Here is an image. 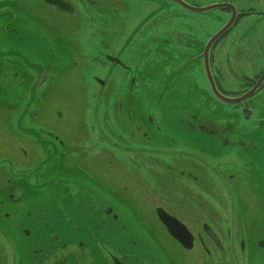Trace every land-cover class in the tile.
Masks as SVG:
<instances>
[{
  "label": "rangeland",
  "instance_id": "rangeland-1",
  "mask_svg": "<svg viewBox=\"0 0 264 264\" xmlns=\"http://www.w3.org/2000/svg\"><path fill=\"white\" fill-rule=\"evenodd\" d=\"M101 1L106 9H103L100 14L101 36H94V45L98 49L102 50L108 46L107 50H119L126 43L127 36L132 33V28L144 23L133 42L129 45L127 43L128 47L122 55L133 71L156 68V65L165 61L168 55L164 52L165 50H162L164 47L188 51L186 49L191 43L206 41L221 30L231 17L228 10L222 9L193 15L176 4L164 0ZM111 1H116L118 5L115 6ZM184 1L197 7L229 3L235 5L237 11L241 12L240 20L218 43L213 52L215 62L211 64V71L218 70L221 73L223 77L218 79L223 88L231 89V91L240 88L242 75L251 76L264 67V0ZM0 2L5 3V5L0 3V13L3 11L5 28H9V32L6 31L5 34H10L13 30L16 32L15 38L6 42L7 48L28 51L40 63L47 58L46 54L50 58L49 62L53 69L48 75L49 82L47 81L42 89L43 92L48 90L47 96L37 105L38 122L65 137L66 145L72 146L74 152L67 155L68 160L65 158V163H73L88 171V166L105 167L112 161L116 182L120 183V192L123 191L124 184L130 186V195L123 192L122 198L126 200L125 208L132 209L135 215L131 217L130 214L124 213V209L118 206L117 202L114 204L120 216L118 223L124 227L125 234L118 232V236L113 234L112 239L110 233L101 234L98 229H94V226L89 224L87 215L89 210H94L98 204L86 198L80 203L74 202V205H83L85 217L78 216L75 219L78 222L75 225L80 223V228L76 226L74 229L73 226H69L65 232L66 243L84 241L92 252L94 264H111L106 263L102 258L105 256L109 259L112 245L122 247L127 250H122L124 254L132 256V260L125 264H141L134 257L141 259L144 257L145 264H220L221 262L223 264H264L263 255L262 261L257 257L260 252H264L258 248V241L264 240V181L257 184L252 182L251 177L247 178L248 175L242 172L245 170L241 166L239 155L226 151L222 148V143L214 144L208 140L193 142L181 138V142L177 143L179 147L181 145L195 146L194 148L198 151H203L205 159L202 161L212 168L211 185L196 186L185 179L177 181L171 176H161L159 170H154L156 168L154 163L173 164L180 158L179 148H173L171 145L169 147L157 138L147 142L135 134L132 141L130 138L119 137V131L114 138H111L118 146L135 147L143 144L142 146L149 147L148 154L137 150L134 152L136 148L130 149L131 153L124 152L125 149L122 147H118L114 152L103 148L97 149L99 146L108 145L107 140L99 143L100 133L106 132L105 136L112 133L111 111L107 102L100 100L110 97V83L120 85V82L127 81V78L124 77L125 73L120 68H115L110 76L113 65L103 57L104 52L97 59L93 58V54L88 53L82 57L76 56L79 55L76 51H88L93 47L91 39L84 37L87 30L85 27L84 32L82 26L88 20L89 14L77 6L73 14L66 15L48 5L46 0H0ZM162 3H165L164 9H161L164 6ZM157 6L161 8L155 9ZM120 19L126 21L122 22L124 26H120ZM185 19H195L196 24L193 22L190 26ZM109 20L114 24L105 27ZM24 24L29 26L25 27ZM57 32L66 33L69 36L77 35L78 39L70 37L65 40V38L56 37ZM114 34L115 38L112 39ZM242 37H245V42H242ZM4 39L7 38L3 37ZM191 53L194 54L193 51ZM195 54L197 56L194 81L197 83V93L202 94V99L206 101L208 92L203 85L205 80L200 63L203 54H200L199 50ZM157 72L158 68L155 72L149 73V81L157 80ZM96 77L105 79L106 84L103 87L99 85ZM100 89L102 91L98 95ZM214 102L212 111L214 114L211 118L219 123H223L221 118L232 119V115L239 114V111L233 107L218 101ZM253 102L249 101L250 106L256 107L257 114L262 113L261 110L259 111L260 107L256 104V99ZM202 103L205 104V102ZM204 104L197 105L202 107L200 110L209 117L212 112L208 111ZM263 108L264 106L262 110ZM116 123L121 125V131L126 136V122L117 118L113 120V124L116 125ZM77 132L82 137L80 141L75 142L72 136L78 134ZM215 145L218 150L212 149ZM132 158L130 163L135 166L128 163ZM188 158L186 162L190 161ZM199 161L200 159L196 158L193 165L198 167ZM142 163H148L153 170H150L147 175L148 183L139 188L136 181L141 173L144 175V172L142 169L137 170L136 166ZM233 174L235 179L230 180ZM204 175L210 176L208 172ZM48 202L40 201L42 211ZM99 204L102 205V202ZM72 205V202L65 203V206ZM56 206L59 208L58 202ZM156 207H161L176 216L188 227L195 237L192 250L186 251L177 245L159 225L154 212ZM203 224L209 225L216 232L223 243L222 251L210 245L211 241L204 233ZM200 240L207 244L206 247L200 245ZM242 241L246 245L244 251L241 249ZM10 244V238L4 239L0 236L2 251L0 254L5 252L7 256H12L13 250L7 249V246L17 247L18 245ZM140 244H150L149 247L138 248L143 249V254L133 247L123 246ZM2 247L5 248L2 249Z\"/></svg>",
  "mask_w": 264,
  "mask_h": 264
},
{
  "label": "flooded vegetation",
  "instance_id": "flooded-vegetation-1",
  "mask_svg": "<svg viewBox=\"0 0 264 264\" xmlns=\"http://www.w3.org/2000/svg\"><path fill=\"white\" fill-rule=\"evenodd\" d=\"M111 2L115 6L118 5L116 1ZM168 2L176 4L185 12L198 15V13L190 11L181 4L173 1ZM46 3L66 15L73 14L77 6L83 12L88 13V20L82 26L84 32L85 27L87 30L84 37L91 39L93 47L88 51H76L79 53L76 56L82 57L88 53L89 55L93 54V58L97 59L104 52L103 57L113 65L110 76L114 73L115 68H120L125 73L124 77L127 78V81L120 82V85L110 83V97L100 100L107 102L111 111L112 133H109V136H105L106 132L100 133L102 136L98 137L99 143L102 140L105 142L107 140L108 145L99 146L97 149L103 148L114 152V150L117 151L118 147H122L125 149L124 152L131 153L130 149L136 148L134 152L137 150L148 154L149 147L142 146L143 144L135 147L118 146L117 143H113L111 138H114L118 131L119 137L130 138L132 141H134L135 134L147 142L157 138L169 147L171 145L173 148H179L180 158L173 164L154 163L156 167L154 170H159L161 176H171L177 181L185 179L196 186H207L212 183V168L202 161L205 159L203 156L205 153L195 149V146L181 145L179 147L177 143L181 142V138L193 142L208 140L214 144L222 143V148H225L226 151L239 155L241 166L245 170L242 172L248 175V179L251 177L253 183L258 184L264 181V108L262 110V106H264V80L260 82L264 74V67L251 76L242 75L241 87L233 91L231 89L226 90L220 85L218 77L223 76L218 70L212 71L218 90L232 99L244 97L256 88L255 93L246 99L229 103L220 100L214 94L205 71V59L203 57L200 61L205 80L203 85L208 92L205 101L202 99L203 95L197 93V83L194 81L195 57L197 56L195 53L199 50L200 54H204L206 45L212 36L206 41L191 43L186 52L174 50L171 47L160 48L168 54L165 61L156 65L154 69L133 71L124 61L122 55L140 32L144 23L132 28V33L127 36L126 43L122 48L112 51L111 49L107 50L108 46H105L102 51L94 45V36H101L102 19L100 14L103 9H106L105 6H102L101 0H46ZM1 4L5 5V3ZM162 4L164 6L159 7L164 9L165 3ZM159 7L157 6L155 9ZM2 13H0V236L4 239L10 238V245L18 246H7V249L13 250V255L7 256L5 252L0 254V264H94L92 252L87 248L84 241L78 240L72 243L65 241V232L69 226H73L74 229L76 226H78L77 228L81 227L80 223L75 225L78 223L75 220L76 217H85L83 205H74V202L80 203L86 198L97 202L98 205L94 210L90 209L88 212L89 224H92L94 229H98L101 234L110 233L113 239V234L118 236V232L126 233L124 227L120 226L121 223L120 225L118 223L120 216L116 211V205L114 206L115 202L118 206H122L124 213L130 214L131 217L135 215L132 209L125 208L126 200L122 198L124 194L130 195V186L124 184V189L120 192V183L116 182L115 168H112L111 165L112 161L106 164L107 166L103 165L105 167L88 166V171L73 163H65L67 155L74 152L72 146L66 145L65 137L38 122L37 105L41 99L47 96L48 90L43 92L42 89L43 85L47 81L49 82L48 75L52 73L53 69L49 62L50 58L46 54L47 58L40 63L28 51L8 49L6 42L15 38L16 32L13 30L12 33L5 34L6 31L9 32V28H5V21L2 16L4 13ZM229 13L231 16V12ZM238 13L239 16L232 29L240 20L241 12ZM185 21H188L190 26L193 22L196 24L195 19H185ZM122 22L126 21L120 19V26H124ZM112 24L114 22L109 20L105 27ZM24 26L29 25L24 24ZM227 34L213 46L209 56L210 65L215 62L214 49ZM68 36L66 33L59 32L56 35V37L65 38V40L70 37L78 39L77 35ZM3 37L7 39L3 40ZM114 38L115 34L112 36V39ZM241 40L245 42V37H242ZM192 51L194 54L191 53ZM157 68V80L149 81V73L155 72ZM96 80L102 87L107 82L98 77ZM101 91L102 89L98 95L101 94ZM98 99L100 98L98 97ZM255 99L256 104L260 107L259 111L261 110L262 113L257 114L256 107L250 106L249 101L254 103ZM214 101L233 107L239 111V114L232 115V119L221 118L223 123H219L211 118V115L214 114L212 112L215 105ZM200 103L212 112L209 117L200 110L202 107L197 105ZM123 116L126 120L121 119ZM117 118L126 122V136L121 131V125L113 124V120ZM81 137L78 133L73 135L72 139L78 142ZM212 149L218 150L216 145L212 146ZM187 158L190 159L189 162L185 161ZM196 158L200 159L198 167L193 165ZM132 160L133 158L128 163ZM130 165L135 166L133 163ZM136 168H138L137 170L142 169L144 172V175L141 173L140 178L136 181V185L140 188L148 183L147 175L153 169H150L148 163H142ZM124 171L126 174L125 169ZM206 172L209 173V177L204 175ZM229 179L234 180L235 174L231 175ZM55 200L56 203L58 202L59 208L56 206ZM40 201H49L43 211ZM66 202H72L73 205L71 207L65 206ZM101 202L102 205L99 204ZM160 210L164 209L161 207L154 209L158 223L172 237L158 217ZM168 214L177 218L170 213ZM71 219L75 222L73 223ZM179 221L181 222V220ZM202 228L211 241L209 242L210 245H214L222 251L223 243H221L216 232L207 224H203ZM210 231L215 235L214 237L210 236L208 233ZM172 239L182 247L177 240L173 237ZM194 243L195 237L193 248ZM149 245L123 246L133 247L137 252L143 254V249L138 248L149 247ZM200 245L205 246L207 244L200 240ZM245 246L242 241V251L245 250ZM111 247L109 259L102 256V260L106 263L125 264L132 260V256L122 252L124 250L122 247L118 245ZM258 248L264 250V240L258 241ZM192 249L184 248L186 251ZM262 255L264 257V252L257 255L260 261H262ZM134 258L139 263L145 264L144 257L142 259Z\"/></svg>",
  "mask_w": 264,
  "mask_h": 264
},
{
  "label": "water",
  "instance_id": "water-1",
  "mask_svg": "<svg viewBox=\"0 0 264 264\" xmlns=\"http://www.w3.org/2000/svg\"><path fill=\"white\" fill-rule=\"evenodd\" d=\"M164 1L176 2L178 4H181L185 8L189 9L190 11L196 12L198 14H203V13L210 12L212 10H218V9L219 10L220 9L229 10L231 12V17L228 23L221 30H219L215 35H213L206 45L205 52L203 54V57L205 59L204 60L205 71L211 83V87H212L214 94L220 100L229 102V103H234L240 100H244L247 97L253 95L255 93L256 88H254L246 96L241 97V98L232 99L230 97L225 96L218 90L215 84L213 75H212V71H211L210 58H209L210 52L213 46L216 44V42L219 41L225 34H227L231 30V28L234 26L237 20V17L239 16L236 6L233 4H229V3H220V4H213L207 7H196V6L188 4L184 0H164ZM263 80H264V74L261 77L260 82H262ZM158 217L160 221L163 223V225L167 228L169 234L175 240H177L182 245L183 248L188 249V250L193 248L194 236L183 223H181L177 218L166 213L164 210H160L158 212ZM208 233L212 237L215 236L211 231Z\"/></svg>",
  "mask_w": 264,
  "mask_h": 264
}]
</instances>
